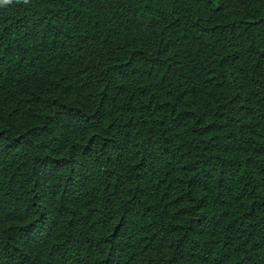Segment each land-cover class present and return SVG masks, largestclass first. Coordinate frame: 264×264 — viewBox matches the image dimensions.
<instances>
[{
  "label": "trees",
  "instance_id": "obj_1",
  "mask_svg": "<svg viewBox=\"0 0 264 264\" xmlns=\"http://www.w3.org/2000/svg\"><path fill=\"white\" fill-rule=\"evenodd\" d=\"M0 264H264V0H0Z\"/></svg>",
  "mask_w": 264,
  "mask_h": 264
},
{
  "label": "snow or ice",
  "instance_id": "obj_2",
  "mask_svg": "<svg viewBox=\"0 0 264 264\" xmlns=\"http://www.w3.org/2000/svg\"><path fill=\"white\" fill-rule=\"evenodd\" d=\"M4 2H7V0H4Z\"/></svg>",
  "mask_w": 264,
  "mask_h": 264
}]
</instances>
